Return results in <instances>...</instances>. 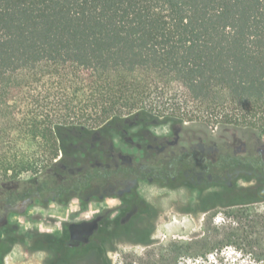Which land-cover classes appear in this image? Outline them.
Returning <instances> with one entry per match:
<instances>
[{
	"label": "trees",
	"instance_id": "16d2710c",
	"mask_svg": "<svg viewBox=\"0 0 264 264\" xmlns=\"http://www.w3.org/2000/svg\"><path fill=\"white\" fill-rule=\"evenodd\" d=\"M2 97L32 145L50 150L6 206L33 198L65 204L114 182L199 188L202 213L232 210L251 264H264V0H0ZM193 112L243 137L219 142L186 129L179 142L153 136L139 163L119 151L108 157L114 141L105 130L182 126ZM5 162L8 184L35 168L25 154ZM136 193L127 203L141 206L135 217L148 207ZM110 224L83 243L51 238L38 246L55 252L49 264L83 256L112 264L106 243L118 230ZM21 240L7 228L0 264ZM202 241L203 255L222 244Z\"/></svg>",
	"mask_w": 264,
	"mask_h": 264
},
{
	"label": "rangeland",
	"instance_id": "374dc122",
	"mask_svg": "<svg viewBox=\"0 0 264 264\" xmlns=\"http://www.w3.org/2000/svg\"><path fill=\"white\" fill-rule=\"evenodd\" d=\"M189 119L182 126L172 121H156L124 132L105 130V136L114 141L108 157L116 160L115 154L119 151L121 157L131 156L134 159L127 160L139 163L147 150L153 151V136H176L179 142L184 137L187 139L186 129L196 132L200 138L207 135L219 142L243 137L238 130L219 128L218 119L208 118L207 114L193 112ZM202 122H209V125ZM21 128L20 123L13 120L11 108L4 104V97L0 98V209H4V214L0 212V236L5 237V229L10 225L22 239L7 256L5 264H49L55 252L39 247L38 243L44 244L51 238L77 244L86 242L103 221L111 223V231L118 230L114 239L106 243L107 257L112 264H251L254 261L243 241L242 224L233 218L232 210L218 207L202 213L200 201L206 193L199 188L173 187L147 180H140L137 185L114 182L92 193L75 194L65 204L33 198L6 206L8 195L28 185L36 176L35 169H42L48 162L46 155H50V150L44 154L34 147ZM175 130H179L176 135ZM192 132L189 138L195 135ZM24 154L34 160L35 168L8 184L5 161ZM132 191L148 206L136 217L134 213L141 206L138 203H133L131 208L127 206ZM127 193L129 197L122 199ZM207 239L222 244L203 255L200 252L202 240ZM72 264H99V261L96 256H83Z\"/></svg>",
	"mask_w": 264,
	"mask_h": 264
},
{
	"label": "flooded vegetation",
	"instance_id": "af4514ba",
	"mask_svg": "<svg viewBox=\"0 0 264 264\" xmlns=\"http://www.w3.org/2000/svg\"><path fill=\"white\" fill-rule=\"evenodd\" d=\"M100 226H101V224H100ZM7 228L9 229L10 228V225ZM7 228L5 229L6 231H7ZM6 231H5V235H6ZM65 233H66V231H65ZM102 240H104V236H102Z\"/></svg>",
	"mask_w": 264,
	"mask_h": 264
}]
</instances>
